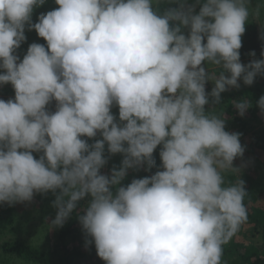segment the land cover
Instances as JSON below:
<instances>
[{"label":"clouds","instance_id":"9594fccd","mask_svg":"<svg viewBox=\"0 0 264 264\" xmlns=\"http://www.w3.org/2000/svg\"><path fill=\"white\" fill-rule=\"evenodd\" d=\"M54 2L33 23L45 0H0V85L14 90L0 99V204L51 192L48 227L75 215L105 264H223L248 220L233 166L245 149L224 111L206 106L264 75V46L261 59H240L246 24L264 40V0ZM26 27L46 46L21 59ZM232 103L241 116L251 107ZM256 103L264 115V95ZM142 168L156 171L122 183Z\"/></svg>","mask_w":264,"mask_h":264},{"label":"rangeland","instance_id":"374dc122","mask_svg":"<svg viewBox=\"0 0 264 264\" xmlns=\"http://www.w3.org/2000/svg\"><path fill=\"white\" fill-rule=\"evenodd\" d=\"M42 9L43 8L38 7L34 10L32 16L33 23L36 22L38 15L43 13ZM25 35L26 41L23 42L20 48L16 50V54L21 59L31 43L36 42L45 44L46 46V42L42 38L38 37L34 30L28 31L26 27ZM261 58L260 54L255 56V59ZM240 59L242 64H247L251 59H253V57L248 56ZM238 83H240L239 88H230L229 90L221 93L222 100L219 105L210 106L224 111L226 131L240 133V143L245 150L242 157H237L233 161V166L241 168V171H251L252 174L255 175L256 184H254V182L253 184L255 186L264 187V145L261 142V140H264V115L261 114L256 102H252V98L247 100L250 104H253L254 108H258L254 115L246 112L243 116L239 115L232 103L233 101L245 99L242 95L243 92L251 88H256L260 91L258 98L264 95V75H258L254 79L252 85H245L242 81H238ZM212 87L213 84L209 82L206 84V91L210 92ZM4 96V94H1L0 88V99ZM229 104H232L233 106L231 109L229 108ZM210 106L207 107L209 108ZM48 109L50 111H55L54 101L48 105ZM112 112L118 117V108L114 107ZM241 118L246 120L249 119L247 125L237 124L238 120ZM98 138H100L99 135L96 139ZM92 142V140L89 141V143ZM34 156L39 158V154L34 153ZM121 160L122 157L120 154L111 156L108 164L101 171L108 173L113 165L119 166ZM131 171L132 170H129L128 174H130ZM54 199L55 196L49 192L47 194L34 195L31 202L18 203L14 206L0 204V213H4L3 222L0 223V264H43L24 260L14 250H12V245L10 247L12 249L5 252L4 245L7 243H24L26 245H30L35 248L39 254L49 255L54 260L61 256L60 253L63 254L64 250L61 249L62 245L60 244L61 239H58L63 226L55 229H50L48 227L51 219L55 216L56 210L52 207V201ZM261 202L264 203V200L262 199ZM75 228L76 235H72L70 237L71 242L69 244L87 255L91 247L94 246V243L85 247V235L81 229L79 221ZM88 239L91 238L89 237ZM238 239L248 243L247 240H243L241 236L238 237ZM56 247V250L60 253L57 251L56 253L54 252ZM13 257H15V261L13 260Z\"/></svg>","mask_w":264,"mask_h":264},{"label":"trees","instance_id":"16d2710c","mask_svg":"<svg viewBox=\"0 0 264 264\" xmlns=\"http://www.w3.org/2000/svg\"><path fill=\"white\" fill-rule=\"evenodd\" d=\"M58 7L54 0H45V4L40 6L43 8V13L50 11ZM165 5H161V9ZM261 31L260 25L253 21L245 26V33L242 36V47L240 49V58L248 57L251 51H255L256 55L261 53L262 46H264V40H261ZM1 94L5 95L1 99L7 100L9 98H14V90L11 84L0 85ZM256 88H251L243 92V97L245 99L252 98V102H257L259 100L258 96L260 91ZM257 104V103H256ZM231 109L233 106L229 104ZM210 106V105H209ZM207 107V106H206ZM211 106L206 109H210ZM258 108H254L251 103L246 113L253 114L257 111ZM249 121L246 119H239L237 124L247 125ZM236 124V123H235ZM238 124V125H239ZM234 127V125H233ZM262 138V137H261ZM264 138V137H263ZM90 141V140H89ZM264 145V140H261ZM160 146L157 147L156 151L153 153L154 158L156 159L157 166L160 165L161 161L159 158ZM122 157V156H121ZM156 171V168H153L151 172H146L143 168L140 171H131L122 182L123 184L130 183L133 178H141L146 175H151ZM102 173H105L102 171ZM239 176L244 181V187L248 193L245 197V205L248 209V220L245 224L242 225L238 234L224 246V255L222 257L223 264H264V203L261 200H264V187L255 186V175L251 171H241ZM237 177L232 173L225 174L226 183L235 182ZM254 182V184H253ZM84 201H81L78 207L82 206ZM4 213H0V223L3 222ZM78 220L75 215L69 217V219L64 223L63 228H61L60 235L58 239L64 250L63 254L57 259H52L49 255L39 254L38 251L30 245L24 243L14 244L7 243L4 245L5 252L14 250L19 256L24 260L30 261L33 263H43V264H105V262L100 259L96 253L95 246H92L87 255L79 251L77 248L70 246V237L76 235L75 226L77 225ZM65 226V227H64ZM247 229V230H245ZM242 237L243 240L246 239L248 243L240 241L238 237ZM73 241V240H72ZM12 245V248H10ZM50 257V258H49Z\"/></svg>","mask_w":264,"mask_h":264}]
</instances>
